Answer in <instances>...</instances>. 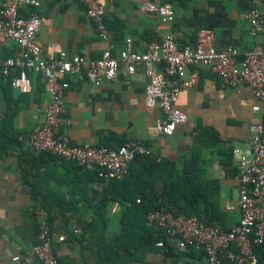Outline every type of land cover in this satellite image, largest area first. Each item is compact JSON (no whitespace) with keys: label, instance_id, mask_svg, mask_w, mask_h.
<instances>
[{"label":"crops","instance_id":"1","mask_svg":"<svg viewBox=\"0 0 264 264\" xmlns=\"http://www.w3.org/2000/svg\"><path fill=\"white\" fill-rule=\"evenodd\" d=\"M144 2H105L113 56H118L127 38L132 40L133 50L142 53L153 36L166 32L181 44L195 48L196 34L201 29L213 33L216 50L236 49L238 63L246 51L264 47V0H172L175 15L169 24H162L155 14L141 12ZM251 9L259 11L262 22L256 37L249 34L246 19ZM36 12L44 19L36 36L44 55L57 57L59 52H65L67 56L101 57L107 44L97 37L84 7L76 0H50ZM16 53L15 44L10 42L0 58ZM190 71L199 74L198 82L181 91L177 102L187 121L177 126L170 137L154 131L155 121L163 114L157 107L145 106L147 77L143 66H137L133 75L104 80L97 88L84 78L68 77L60 133L72 145L95 146L107 140L117 148L128 140H137L147 145L160 163H173L180 171L192 164L207 182L209 203L217 209L216 223L232 229L240 213L224 208L227 202L235 204L238 197L237 161L229 152L250 149V126L264 125V110L247 85L225 87L206 67H191ZM10 77L0 80V264H40L30 250L36 243L37 224L43 218L50 224L54 251L61 264H99L97 246L89 244L86 236L82 238V223L93 218L91 207L98 203L95 192H102L107 184L99 187L100 182L92 177L94 168L60 162L16 142L19 135H29L42 124L49 97L41 76L30 74L28 94L12 88ZM254 106L261 110L254 112ZM162 186L161 181L157 182L156 190ZM121 215L119 204L108 205L104 229L108 239L119 233ZM146 261L170 262L164 261L158 247L147 254Z\"/></svg>","mask_w":264,"mask_h":264},{"label":"built area","instance_id":"2","mask_svg":"<svg viewBox=\"0 0 264 264\" xmlns=\"http://www.w3.org/2000/svg\"><path fill=\"white\" fill-rule=\"evenodd\" d=\"M47 1L50 0H2L0 53L10 42L15 44L17 53L0 58V80L15 73L11 78L12 88L28 94L31 91L30 74L41 76L49 97L44 121L29 135H19L18 140L35 153L94 168L100 188L112 180H123L134 159L145 157L158 162L159 158L137 140H128L117 148L70 144L59 129L65 113V91L69 88L70 76L84 78L97 88L104 80L115 81L119 75H133L137 66H143L147 77L145 106L157 107L162 112L163 117L154 123V131L165 137L172 136L176 127L187 121L177 102L181 91L198 82L199 74L190 71L191 67L208 68L225 87L247 85L264 110V47L255 46L246 51L238 63L236 49L216 50L213 33L201 29L196 34L195 48L181 44L172 33L166 32L159 37L153 36L142 53L134 51L132 40L127 38L125 47L115 57L112 54V34L105 20L107 0H76L84 7L87 19L97 37L107 44L106 48L98 59L80 54L67 56L65 52H59L57 57L46 56L36 40L44 22L36 8ZM140 11L155 14L162 24L171 23L175 15L172 0H145ZM246 19L249 34L256 37L262 30L259 11L251 9ZM252 110L258 112L261 109L254 106ZM250 136L249 150L235 148L232 152L237 161L238 197L235 204L227 202L224 206L227 211L237 209L240 213V220L232 229L166 211L149 212L146 216V223L155 225L170 240H176L179 249L192 244L202 251L204 264H221L222 261L257 264L253 249L264 246V125L252 124ZM156 247L162 248L163 242H157ZM30 255L40 264H60L54 251L51 227L45 218L37 224L36 243Z\"/></svg>","mask_w":264,"mask_h":264},{"label":"trees","instance_id":"3","mask_svg":"<svg viewBox=\"0 0 264 264\" xmlns=\"http://www.w3.org/2000/svg\"><path fill=\"white\" fill-rule=\"evenodd\" d=\"M16 142H19L18 139ZM100 145L112 148L107 140H103ZM229 155L232 156V150ZM66 164L81 167L75 163ZM92 177L100 182L96 170ZM159 181L163 186L157 191L156 184ZM206 184L192 164L184 166L180 171L173 163H160L138 157L129 165L128 174L123 180H112L102 192H95L94 199L98 203L91 207V221L82 223V238L86 236L89 244L97 246L99 264H150L146 261V256L159 241L163 242L160 249L164 261L169 259V264H204L205 255L202 251L192 244H188L183 250L179 249L176 240H170L155 225L147 224L146 216L149 212L166 211L174 215L197 217L202 223L217 224V209L209 203L211 196ZM214 190L210 192L211 195ZM113 202L122 207L120 231L108 239L104 229L108 221L107 207ZM44 210L50 212L48 207H44ZM253 252L257 264H264V246L254 247ZM59 263L61 264L60 261ZM221 264L234 263L222 261Z\"/></svg>","mask_w":264,"mask_h":264},{"label":"rangeland","instance_id":"4","mask_svg":"<svg viewBox=\"0 0 264 264\" xmlns=\"http://www.w3.org/2000/svg\"><path fill=\"white\" fill-rule=\"evenodd\" d=\"M114 226V224H112Z\"/></svg>","mask_w":264,"mask_h":264}]
</instances>
